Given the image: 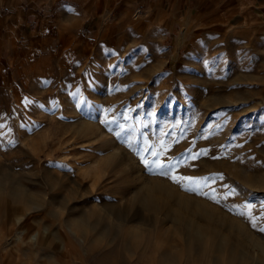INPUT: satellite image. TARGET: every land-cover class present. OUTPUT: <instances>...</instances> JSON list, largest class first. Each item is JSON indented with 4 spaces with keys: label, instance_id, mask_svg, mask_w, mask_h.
<instances>
[{
    "label": "rangeland",
    "instance_id": "obj_1",
    "mask_svg": "<svg viewBox=\"0 0 264 264\" xmlns=\"http://www.w3.org/2000/svg\"><path fill=\"white\" fill-rule=\"evenodd\" d=\"M179 4L0 0V264H264V37Z\"/></svg>",
    "mask_w": 264,
    "mask_h": 264
},
{
    "label": "crops",
    "instance_id": "obj_2",
    "mask_svg": "<svg viewBox=\"0 0 264 264\" xmlns=\"http://www.w3.org/2000/svg\"><path fill=\"white\" fill-rule=\"evenodd\" d=\"M185 17L264 37V0H175Z\"/></svg>",
    "mask_w": 264,
    "mask_h": 264
},
{
    "label": "snow or ice",
    "instance_id": "obj_3",
    "mask_svg": "<svg viewBox=\"0 0 264 264\" xmlns=\"http://www.w3.org/2000/svg\"><path fill=\"white\" fill-rule=\"evenodd\" d=\"M142 159H143V157H142ZM144 163L147 165L148 164V161L145 160ZM173 179L175 180L177 178H173ZM181 179H192V178H181ZM247 207L250 209L251 208V205H248ZM250 222L252 223V226L253 227H256L257 222H256L255 218H251V216H250ZM259 231L264 232V227L259 228Z\"/></svg>",
    "mask_w": 264,
    "mask_h": 264
},
{
    "label": "bare ground",
    "instance_id": "obj_4",
    "mask_svg": "<svg viewBox=\"0 0 264 264\" xmlns=\"http://www.w3.org/2000/svg\"><path fill=\"white\" fill-rule=\"evenodd\" d=\"M179 38H180V37H179ZM182 38H183V37H182ZM182 43H183V39L180 40L179 44H182ZM197 231H198V230H197ZM202 232H203V231H200V230L198 231V233H200V234H201Z\"/></svg>",
    "mask_w": 264,
    "mask_h": 264
}]
</instances>
